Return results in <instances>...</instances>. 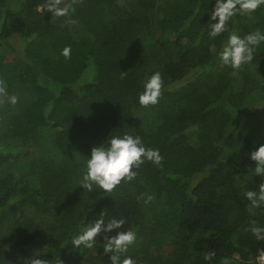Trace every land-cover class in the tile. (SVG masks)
<instances>
[{"label":"trees","instance_id":"obj_1","mask_svg":"<svg viewBox=\"0 0 264 264\" xmlns=\"http://www.w3.org/2000/svg\"><path fill=\"white\" fill-rule=\"evenodd\" d=\"M44 2L0 0V82L17 97L0 104V264H110L104 233L71 245L101 211L135 231L136 264H258L264 239L248 228L264 226V205L244 192L264 182L249 155L264 144V42L239 69L221 64L226 33L206 30L215 0H64L74 11L58 18ZM228 28L264 31V4ZM155 71L158 103L141 106ZM123 133L160 162L110 192L77 191L92 147Z\"/></svg>","mask_w":264,"mask_h":264},{"label":"clouds","instance_id":"obj_2","mask_svg":"<svg viewBox=\"0 0 264 264\" xmlns=\"http://www.w3.org/2000/svg\"><path fill=\"white\" fill-rule=\"evenodd\" d=\"M264 0H215L209 13L207 24V35L210 38L226 33L216 55L219 62L232 69H239L242 65L253 60L256 47L264 42V31L256 29L244 35L237 31H230L229 22L236 15H249L256 10ZM43 9L51 13V17H67L74 11L71 4L64 0H45L37 11ZM209 11V10H208ZM207 11V12H208ZM215 21V22H213ZM66 58L70 54V47L62 49ZM123 74V73H122ZM163 80L159 71L152 72L142 81V91L139 92L137 100L141 106L155 105L161 95ZM17 97L9 95L6 87L0 82V104H16ZM250 159L254 162V174L264 180V144H260L250 152ZM145 160L158 164L161 160L159 150L146 148L139 135L129 133L110 135L105 142L91 149L90 156L83 163L84 171L80 178V186L91 192L94 189H102L110 192L122 179L131 180L136 172L132 169L139 167ZM244 196L254 207L264 205V182L257 190H247ZM125 224L123 217H108L101 211L84 223L75 235L71 237L73 248H92L97 243L96 237L104 233L102 247L104 253L109 254L110 264H136L131 256L125 255L128 247L136 239V233L131 228L121 230ZM248 230L256 239H264V226H259L255 221H250ZM115 232L114 235L108 233ZM25 264H50V261L42 256L25 261Z\"/></svg>","mask_w":264,"mask_h":264},{"label":"rangeland","instance_id":"obj_3","mask_svg":"<svg viewBox=\"0 0 264 264\" xmlns=\"http://www.w3.org/2000/svg\"><path fill=\"white\" fill-rule=\"evenodd\" d=\"M131 2V1H130ZM127 5V4H126ZM130 6V3H128V7ZM160 9H163V7H160ZM6 61H4L3 63V72L4 74L5 73H15L17 72V67L14 63H12L10 59H5ZM213 77L212 76V73L208 74L205 78H211ZM77 191L79 192H83V191H86L87 189H83V187H79V188H75ZM151 210V209H150Z\"/></svg>","mask_w":264,"mask_h":264},{"label":"built area","instance_id":"obj_4","mask_svg":"<svg viewBox=\"0 0 264 264\" xmlns=\"http://www.w3.org/2000/svg\"><path fill=\"white\" fill-rule=\"evenodd\" d=\"M257 263L264 264V254L263 253H259V255L257 256Z\"/></svg>","mask_w":264,"mask_h":264}]
</instances>
